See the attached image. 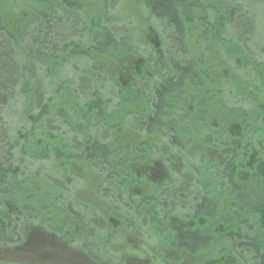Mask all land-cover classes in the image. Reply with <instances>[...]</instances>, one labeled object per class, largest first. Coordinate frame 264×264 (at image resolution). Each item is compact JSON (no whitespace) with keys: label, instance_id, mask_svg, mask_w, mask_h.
<instances>
[{"label":"trees","instance_id":"trees-1","mask_svg":"<svg viewBox=\"0 0 264 264\" xmlns=\"http://www.w3.org/2000/svg\"><path fill=\"white\" fill-rule=\"evenodd\" d=\"M125 1V19L154 18L170 47L162 52L145 37L133 43L129 31L122 34L110 17L119 0H0V252L12 239L28 241L24 230L33 222L67 245L80 241L91 264H122L136 254L124 239L133 235L171 247L174 259L152 264H181L199 248V256L209 251L229 264H264V65L246 49L256 33L251 21L240 22L246 8L220 0ZM140 26L144 34L151 29ZM68 67L77 70L75 82ZM15 98L20 119L10 134L2 110ZM205 118L222 130L213 137L196 130ZM192 123L187 144L163 140L174 127L190 133ZM155 127L160 143L148 142ZM128 134L138 138L129 142ZM238 140L245 155L234 151ZM38 162L47 167L34 171L42 182L35 186L26 168ZM156 163L178 185L144 197L143 166ZM85 179L108 213L87 217L69 196L75 180ZM188 183L203 188L190 191L195 219H158L168 200L179 217L187 205L176 201L187 199ZM203 214L211 218L197 222ZM173 221L186 226L180 231Z\"/></svg>","mask_w":264,"mask_h":264},{"label":"rangeland","instance_id":"rangeland-1","mask_svg":"<svg viewBox=\"0 0 264 264\" xmlns=\"http://www.w3.org/2000/svg\"><path fill=\"white\" fill-rule=\"evenodd\" d=\"M119 1L120 2L115 3L114 8L110 13V17L114 19L115 26L124 27V31L121 32L122 34H124L125 36L126 34L127 36L130 34L132 40L134 41L133 43H135V41L138 42L142 37H145L144 42L149 47H155V45L158 46L160 44V50L162 52L164 51V49L170 47V44L164 38V31L159 25V22L157 23L154 18H150L148 21H146L145 16H142L141 13L137 15V19L131 18L130 21L128 19H125V16H128V12L122 10V3H125L126 1ZM220 2L224 6L231 7L232 5L236 6L235 4H237L238 6L241 5L246 8L247 11L244 10L245 13L244 16H242V18L240 19V22L244 23L246 21H251L253 23V26H251L255 27L256 30L253 42L248 44L246 49L255 60L264 65V0H220ZM132 5L130 6V10L135 14L136 10L133 9ZM143 22H148L151 26V29H149L146 34H144V32L142 31L143 29L140 26V24ZM242 37H244V34ZM77 66L78 69H80L82 64H79ZM232 66L233 65H230V67ZM74 72H77V70L74 69ZM74 72L72 71L71 67H68L65 73L66 77L73 82H75L78 78V76H76ZM231 73L233 74V69H231ZM76 86L77 84L73 85V87ZM242 96L244 98H247L248 94L244 92ZM247 101L243 102L244 104L242 105V109H246L248 107ZM20 106L21 101L15 98L8 108L6 107L2 110V118L8 130H10V134H12V132H14V130L18 127L17 120L20 119L18 116ZM119 126L120 123L118 124L117 128ZM63 132H65V128ZM127 137L128 141L130 142V140L134 139L136 136L133 134H128ZM40 165L42 166V169H46L47 167V163L38 162L36 165H32L29 168H26L29 181H31V183H33L34 181L40 183L36 184L35 186L42 184L40 178H38L37 180V177H34V171ZM76 173L77 171H75V174ZM91 185L92 179H85V182L84 180H75V182L71 186L75 189L73 190V194L69 196L73 197L75 204H82L86 206L85 213L87 214V217L93 216L94 213H96L93 210H97L98 215H103V212L108 213L109 209L104 204L106 202V199L103 197V199L99 200L97 196L94 195L93 189L90 188ZM61 221L62 220H60L59 222ZM173 223L177 227H180L181 224H183L182 222L178 221H173ZM24 235L28 236V241L24 242V240H27V238H17V240L21 241V243L17 246L16 244L20 241L17 242L15 239H12V242H8L12 245H9L7 252H0V264H91V262L84 258L81 253L80 241L72 244L71 242L74 241H70L67 245L66 240L64 241V239L59 237L58 235L53 236L49 233L40 231V228L33 222H30L29 225L26 226ZM83 236H85V234H83ZM124 239L128 245V248H133V250L136 251V254H134V251H131L129 255L136 257H138L137 251L139 250V248L146 243L148 244V242L150 241L148 237H146L145 241L141 236L139 237L138 235L127 236ZM87 242L88 239L85 241V245L88 244ZM64 244H66L67 246ZM110 251L111 259H113L114 255L112 253L116 252L114 249H111ZM143 255L144 254L141 253L140 257L143 258ZM117 261L118 260H116V262ZM255 263L260 264L259 261H255Z\"/></svg>","mask_w":264,"mask_h":264},{"label":"flooded vegetation","instance_id":"flooded-vegetation-1","mask_svg":"<svg viewBox=\"0 0 264 264\" xmlns=\"http://www.w3.org/2000/svg\"><path fill=\"white\" fill-rule=\"evenodd\" d=\"M155 48L158 50L161 49L160 44L158 46L155 45ZM160 57H162L161 54H160ZM204 87H207V85ZM216 92H219V91L216 90ZM205 93H208V91H206ZM171 120H172V118L167 119L166 122H170ZM189 120L192 121L191 118H189L188 121ZM175 121L177 122L176 119H175ZM218 122L219 121L215 122L214 125L210 126V124L207 122V119L205 118V120L203 121V124H201V126L195 127V129L196 130H203L204 134L206 132H208V136L213 137L212 132L219 133L220 130H222L220 127V124ZM171 123L173 125H176L174 122H171ZM190 125H192L191 129H190V131H191L190 133L178 132V129H180L181 127H174L176 132L174 134H169V136L165 137L163 140L166 141V140L172 139V138L173 139L181 138L182 143L187 144L186 141L187 140L189 141L188 137L192 138L194 136L193 132H192V129H194V123H192ZM234 130H235V136L239 139L243 135V133L241 135V133L238 132L237 128H234ZM148 138H149L148 142L151 141L150 143H153V142L160 143L161 142V136H160V133L157 132L156 127L153 129L152 133H150ZM235 144H236V146H234L235 147L234 151H236V149H237L241 154L245 155V152H243V150L241 149V142L238 140L237 143H235ZM142 176H143V182H141V189L139 192L144 197H145V195L153 194V192H154V194L161 195V194L165 193L167 190H171L172 189L171 186H175V185L177 186L178 185V183L176 181H174V182L172 181L168 172L162 166H160V164H158V163L153 164L152 166H147V167L143 166ZM195 186L197 187L200 185H197L195 183L194 184L188 183L187 185H183V188L185 189V191L188 192L187 199L183 202H182V199H181V201L176 199L177 200L176 203H182V204H185L187 206L185 209L182 210V213H180L178 215L179 217H177V214H176L178 212L177 211L175 212L174 207L172 205H170L171 203L168 200L165 202V206H163L164 211L162 212V214L157 213V215H156L157 218L163 219L165 217V219L167 218L168 220L173 219V220H180V221H182V219H184V218L189 219V220L195 219L194 215H193L194 208H192V205H191V203L193 201V199H192L193 195L190 193V191H192ZM197 188H199L200 190L203 189L202 186H201V188L200 187H197ZM205 193H206V191H205ZM208 193L210 195V192H208ZM214 198L218 199L215 201L220 200L217 197H214ZM173 203H174V201L172 200V204ZM186 209H187V211L185 213ZM207 217H208V219L211 218V216H207ZM207 217L205 214H203V215L199 216L196 221L199 222V220H206ZM192 224L193 223H191V225ZM185 226H186L185 223L181 224V226L178 230L182 231ZM214 248H216V247H214ZM140 249H142V250H140ZM203 250L204 249L199 248L198 250L195 251V252H197L196 255H188L186 260L182 261L181 264H229L224 255H216V256H213L211 258L212 255L209 253V251H207L208 253L202 254L203 257L199 256L198 253H200ZM213 250L218 251V249H213ZM160 251H161V254L159 255ZM214 251H212V252L214 253ZM137 253H138V257L132 256V255H130V256L125 255L123 258L122 264H152L153 263L152 260L154 258L155 259H157V258L165 259V261H161V262L165 263L166 259H168V257L170 259H171V257H173V259L175 258L174 254H172L171 247H163V245H161V244L160 245H142L139 248V250L137 251ZM141 253L144 254L143 258L140 257ZM168 255H170V256H168ZM170 264H178V262H170Z\"/></svg>","mask_w":264,"mask_h":264}]
</instances>
